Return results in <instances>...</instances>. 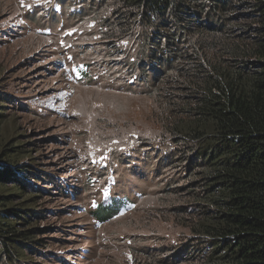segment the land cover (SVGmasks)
<instances>
[{"label": "rangeland", "instance_id": "374dc122", "mask_svg": "<svg viewBox=\"0 0 264 264\" xmlns=\"http://www.w3.org/2000/svg\"><path fill=\"white\" fill-rule=\"evenodd\" d=\"M122 20L117 0H0V82L55 193L46 247L16 264L203 263L194 209H176L198 183L196 146L173 134L187 89L175 71L143 75L145 29L114 30Z\"/></svg>", "mask_w": 264, "mask_h": 264}, {"label": "trees", "instance_id": "16d2710c", "mask_svg": "<svg viewBox=\"0 0 264 264\" xmlns=\"http://www.w3.org/2000/svg\"><path fill=\"white\" fill-rule=\"evenodd\" d=\"M117 2L124 20L114 30L145 29L143 75L175 71L172 84L187 89L173 134L196 146L198 183L191 207L176 209H194L189 230L207 244L198 260L264 264V0ZM2 84L0 260L16 264L46 247L52 229L41 223L55 193L39 184L51 174L16 133L18 98ZM116 203L98 205L100 222L119 214Z\"/></svg>", "mask_w": 264, "mask_h": 264}]
</instances>
